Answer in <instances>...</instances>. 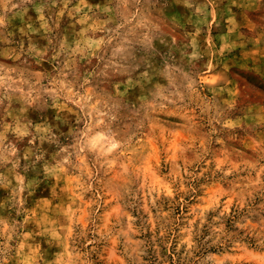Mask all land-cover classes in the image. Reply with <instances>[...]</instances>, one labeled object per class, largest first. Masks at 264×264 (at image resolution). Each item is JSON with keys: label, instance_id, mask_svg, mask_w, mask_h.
<instances>
[{"label": "rangeland", "instance_id": "obj_1", "mask_svg": "<svg viewBox=\"0 0 264 264\" xmlns=\"http://www.w3.org/2000/svg\"><path fill=\"white\" fill-rule=\"evenodd\" d=\"M137 7L0 0V264H264V0Z\"/></svg>", "mask_w": 264, "mask_h": 264}, {"label": "clouds", "instance_id": "obj_2", "mask_svg": "<svg viewBox=\"0 0 264 264\" xmlns=\"http://www.w3.org/2000/svg\"><path fill=\"white\" fill-rule=\"evenodd\" d=\"M140 2H141V0H121V3L125 8H128V7L136 8L137 13L139 12V8L137 7V5H139ZM135 14L136 13H132L133 16ZM73 102L79 103V101H75V100ZM4 251H6V248L4 249ZM43 264H55V262L51 259H45V260H43Z\"/></svg>", "mask_w": 264, "mask_h": 264}]
</instances>
